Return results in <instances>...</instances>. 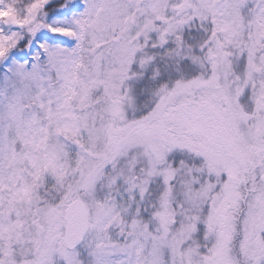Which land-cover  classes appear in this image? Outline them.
Returning <instances> with one entry per match:
<instances>
[{"label": "snow or ice", "instance_id": "obj_1", "mask_svg": "<svg viewBox=\"0 0 264 264\" xmlns=\"http://www.w3.org/2000/svg\"><path fill=\"white\" fill-rule=\"evenodd\" d=\"M0 264H264V0H0Z\"/></svg>", "mask_w": 264, "mask_h": 264}]
</instances>
